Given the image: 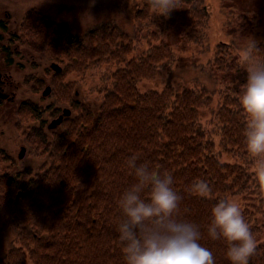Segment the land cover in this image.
I'll use <instances>...</instances> for the list:
<instances>
[{
    "label": "trees",
    "instance_id": "trees-1",
    "mask_svg": "<svg viewBox=\"0 0 264 264\" xmlns=\"http://www.w3.org/2000/svg\"><path fill=\"white\" fill-rule=\"evenodd\" d=\"M130 1L127 26L112 17L72 30L37 8L17 24V43L61 71L46 69L51 91L41 104L24 100L16 110L27 125L26 152L40 161L0 172V233L10 236L0 264H126L117 223L119 195L135 182L130 157L171 172L181 196L176 214L200 225L215 264H231L227 243L207 233L217 199L238 198L256 237L264 231V182L245 145L239 104L246 80L241 45L252 36L264 55V2L235 13L231 0H218L226 23L249 19L253 30L195 62L182 60L163 36L179 27L181 51L194 45L207 52L205 0H173L167 16L155 13L151 0ZM162 75L159 89L139 90L141 81ZM64 108L70 115L47 129ZM199 179L208 181V193L193 188ZM249 264H264V241Z\"/></svg>",
    "mask_w": 264,
    "mask_h": 264
},
{
    "label": "clouds",
    "instance_id": "clouds-1",
    "mask_svg": "<svg viewBox=\"0 0 264 264\" xmlns=\"http://www.w3.org/2000/svg\"><path fill=\"white\" fill-rule=\"evenodd\" d=\"M151 6L155 13L165 16L174 8L173 0H151ZM241 48L246 80L239 104L246 116L245 145L257 158V179L264 182V55L258 54L252 36ZM129 163L135 182L119 195L123 215L117 223L126 264H215L211 249L200 242V225L176 214L181 196L173 186L171 172L162 174L147 162L137 163L135 157H130ZM193 188L200 194L210 191L205 179L197 180ZM210 215L209 237L227 243L225 255L231 264H249L258 242L240 203L219 198Z\"/></svg>",
    "mask_w": 264,
    "mask_h": 264
},
{
    "label": "rangeland",
    "instance_id": "rangeland-1",
    "mask_svg": "<svg viewBox=\"0 0 264 264\" xmlns=\"http://www.w3.org/2000/svg\"><path fill=\"white\" fill-rule=\"evenodd\" d=\"M263 2L264 0H231V6L234 12L238 13L239 11H245L252 4L258 5ZM2 3L5 11L11 13L10 24L15 20L13 25H10L11 30L15 31L23 14L29 8H37L52 18L67 21L72 30H84L91 25L112 17H116L122 26H127L129 24L130 13L127 6L132 2L130 0H0V4ZM134 3L136 4V2ZM205 3L211 13L210 27L208 30L209 49L207 52L198 53L197 50L200 48H192L194 45L187 46L186 52L181 51L180 45L184 44V40L177 34V31L180 30L179 27L170 30L163 36V39L171 44L177 52L181 53L179 56L182 60L186 57L187 61H205L212 57L213 50L218 43H229L231 38L244 40L243 37L247 36L253 30L252 22L249 19L243 21L233 20L229 24L226 23V15L229 16V14L223 15L220 12L218 0H205ZM227 9L229 8H225V10ZM15 34L17 33L15 32ZM17 35L20 34L18 33ZM17 47L22 57L21 59H15L24 68H20V72L11 71L13 82L17 81L19 85V89L16 90V98H19L20 101L27 100L41 104V97H43L41 94L42 90L46 86L50 87L49 80L52 73L46 71L50 63L44 61L40 55H32L27 51H24L23 56L21 50H25V48L19 45V43ZM38 56L40 60L37 58ZM33 63L39 66L34 67L32 66ZM242 71L245 72V69ZM230 78L231 76H228V79ZM38 80L41 82L43 80L45 82L44 86L38 84ZM164 80V75L154 80H143L139 83L138 88L140 91L159 89L163 85ZM38 86H41L40 90L37 89ZM18 101H7L0 105V150L2 149L4 151V157H11L10 160L0 158V172L14 167L18 169L26 165L32 166L40 161L35 154L27 152H25L21 160L18 159L20 149L25 147L23 134L27 129L24 119L16 114ZM48 102V100H45L43 103L47 104ZM222 159L224 161L230 160L228 157H223ZM233 199L240 203L238 198ZM261 220L262 218H257V221ZM9 238L10 236L7 233H0V255L3 253L5 246H7ZM260 241H264V231L257 237V242L259 243Z\"/></svg>",
    "mask_w": 264,
    "mask_h": 264
},
{
    "label": "flooded vegetation",
    "instance_id": "flooded-vegetation-1",
    "mask_svg": "<svg viewBox=\"0 0 264 264\" xmlns=\"http://www.w3.org/2000/svg\"><path fill=\"white\" fill-rule=\"evenodd\" d=\"M10 16L11 13L5 11L3 3L0 4V95L6 96V98L0 97V105L12 100H19L18 102H20V99L16 98V90L19 89V85L17 81L13 82L11 71L20 72V68H24V66L15 59H21L22 55L17 47L18 43L16 36L18 35L10 28V25H13L15 20L10 24ZM21 51L24 56L25 50ZM37 58L40 60L39 56ZM32 66L38 67L39 65L33 63ZM37 83L41 84V81L38 80ZM37 89L40 90L41 86H38Z\"/></svg>",
    "mask_w": 264,
    "mask_h": 264
},
{
    "label": "water",
    "instance_id": "water-1",
    "mask_svg": "<svg viewBox=\"0 0 264 264\" xmlns=\"http://www.w3.org/2000/svg\"><path fill=\"white\" fill-rule=\"evenodd\" d=\"M51 69L54 70L55 72H60L61 71V68L57 65V64H51ZM50 92V87H46L42 93L43 96H46L48 95ZM0 97H3L5 98L4 95H0ZM70 115V112L69 110L67 109H64L63 110V115H60L57 119H54L52 120L49 124H48V128L49 129H53L55 128L57 125L60 124L61 120H62V117L63 116H69ZM24 153H25V149L24 148H21L20 152H19V155L18 157L21 159L23 156H24Z\"/></svg>",
    "mask_w": 264,
    "mask_h": 264
}]
</instances>
